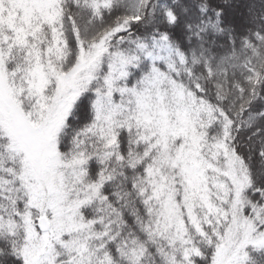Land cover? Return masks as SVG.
I'll return each mask as SVG.
<instances>
[{
	"label": "snow or ice",
	"instance_id": "snow-or-ice-1",
	"mask_svg": "<svg viewBox=\"0 0 264 264\" xmlns=\"http://www.w3.org/2000/svg\"><path fill=\"white\" fill-rule=\"evenodd\" d=\"M0 264H264V0H0Z\"/></svg>",
	"mask_w": 264,
	"mask_h": 264
}]
</instances>
